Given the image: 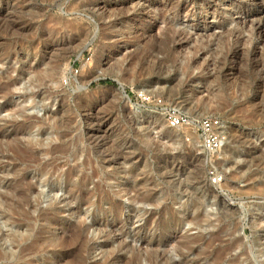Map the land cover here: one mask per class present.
<instances>
[{"label":"rangeland","instance_id":"1","mask_svg":"<svg viewBox=\"0 0 264 264\" xmlns=\"http://www.w3.org/2000/svg\"><path fill=\"white\" fill-rule=\"evenodd\" d=\"M263 203L264 0H0V264H264Z\"/></svg>","mask_w":264,"mask_h":264},{"label":"built area","instance_id":"2","mask_svg":"<svg viewBox=\"0 0 264 264\" xmlns=\"http://www.w3.org/2000/svg\"><path fill=\"white\" fill-rule=\"evenodd\" d=\"M149 100L150 97H144ZM157 104L162 108V115L167 128L183 130L188 129L190 132L200 136V146L203 151L211 154L220 152L225 145V135L222 132L220 120L209 115L190 116L176 106L166 105L162 99H157ZM189 138L185 137V141ZM213 163L218 160H212ZM223 181V173L218 170L216 165L208 169V183L212 186H219ZM264 204V203H263Z\"/></svg>","mask_w":264,"mask_h":264},{"label":"bare ground","instance_id":"3","mask_svg":"<svg viewBox=\"0 0 264 264\" xmlns=\"http://www.w3.org/2000/svg\"><path fill=\"white\" fill-rule=\"evenodd\" d=\"M123 5V4H122ZM164 7H165V5H163ZM98 9H102V12H104L105 13V11L108 9V6H106V5H101V6H98L97 7ZM166 8H167V6H166ZM162 12V11H161ZM144 34H145V32H144ZM150 92H152V93H154V91L153 90H151ZM140 94V93H139ZM142 95V94H141ZM189 109H191V107L189 108ZM222 129H223V127H221ZM225 144H226V141H225ZM225 147V145L222 147V148H224ZM222 151H223V149H222ZM209 154H211V153H209ZM212 155V154H211ZM69 171V170H68ZM70 172V171H69ZM68 175V174H67ZM186 187V186H185ZM29 189V188H28ZM77 189H78V187H77ZM76 189V190H77ZM30 190V189H29ZM25 192H27V191H25ZM13 195V194H12ZM2 197V196H1ZM13 197H14V195H13ZM27 197V196H26ZM4 198V197H3ZM83 199H84V196L82 197ZM9 200V199H8ZM85 200V199H84ZM83 201V200H82ZM80 202H81V200H80ZM17 205V204H16ZM97 227V226H96ZM123 237V236H122ZM80 244V243H79ZM24 250V249H23ZM25 252V251H24ZM27 252V251H26ZM4 254V252L2 253L1 252V250H0V255L2 256ZM6 256V255H5ZM219 262V261H218ZM217 262V263H218ZM221 262V261H220Z\"/></svg>","mask_w":264,"mask_h":264},{"label":"water","instance_id":"4","mask_svg":"<svg viewBox=\"0 0 264 264\" xmlns=\"http://www.w3.org/2000/svg\"><path fill=\"white\" fill-rule=\"evenodd\" d=\"M120 88H121V91L123 93L124 96H127V94L125 93L124 89L122 88V86L118 83V82H115ZM112 87L114 88H118V87H115L114 85H112Z\"/></svg>","mask_w":264,"mask_h":264},{"label":"trees","instance_id":"5","mask_svg":"<svg viewBox=\"0 0 264 264\" xmlns=\"http://www.w3.org/2000/svg\"><path fill=\"white\" fill-rule=\"evenodd\" d=\"M102 82L104 83V82H108V81H102Z\"/></svg>","mask_w":264,"mask_h":264}]
</instances>
